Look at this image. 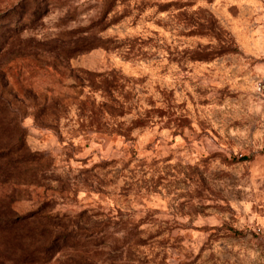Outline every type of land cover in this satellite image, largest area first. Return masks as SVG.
<instances>
[{
    "label": "rangeland",
    "instance_id": "374dc122",
    "mask_svg": "<svg viewBox=\"0 0 264 264\" xmlns=\"http://www.w3.org/2000/svg\"><path fill=\"white\" fill-rule=\"evenodd\" d=\"M263 2L0 0V264H264Z\"/></svg>",
    "mask_w": 264,
    "mask_h": 264
},
{
    "label": "crops",
    "instance_id": "0c3cea01",
    "mask_svg": "<svg viewBox=\"0 0 264 264\" xmlns=\"http://www.w3.org/2000/svg\"><path fill=\"white\" fill-rule=\"evenodd\" d=\"M263 10H264V2H263ZM261 21H262V24H263V35L261 36V41H262V44H261V47L262 49L260 50V54L264 56V11L262 13V18H261ZM254 72L257 74V76L260 78V77H263L264 76V64H259L257 66H255L254 68Z\"/></svg>",
    "mask_w": 264,
    "mask_h": 264
},
{
    "label": "built area",
    "instance_id": "2783aa9c",
    "mask_svg": "<svg viewBox=\"0 0 264 264\" xmlns=\"http://www.w3.org/2000/svg\"><path fill=\"white\" fill-rule=\"evenodd\" d=\"M257 93L264 98V76L260 77L256 83Z\"/></svg>",
    "mask_w": 264,
    "mask_h": 264
},
{
    "label": "trees",
    "instance_id": "16d2710c",
    "mask_svg": "<svg viewBox=\"0 0 264 264\" xmlns=\"http://www.w3.org/2000/svg\"><path fill=\"white\" fill-rule=\"evenodd\" d=\"M60 239L62 240L63 238H57V241L60 240Z\"/></svg>",
    "mask_w": 264,
    "mask_h": 264
}]
</instances>
